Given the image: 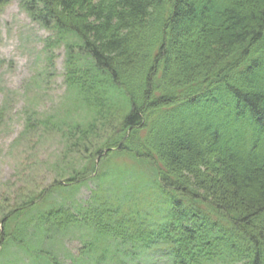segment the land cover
<instances>
[{"label": "trees", "instance_id": "trees-1", "mask_svg": "<svg viewBox=\"0 0 264 264\" xmlns=\"http://www.w3.org/2000/svg\"><path fill=\"white\" fill-rule=\"evenodd\" d=\"M19 1L50 32L46 46L64 50L67 107L52 130L89 163L66 180L57 172L38 203L18 198L0 220V251L15 242L13 217L34 210L25 231L89 229L83 257L107 237L124 247L109 258L116 264L160 251L167 264H264V0ZM81 114L88 119L72 118ZM119 155L134 167L113 184L128 197L139 182L141 207L113 195L104 208L89 198L90 213L44 209L54 192L113 177L100 159Z\"/></svg>", "mask_w": 264, "mask_h": 264}, {"label": "rangeland", "instance_id": "rangeland-1", "mask_svg": "<svg viewBox=\"0 0 264 264\" xmlns=\"http://www.w3.org/2000/svg\"><path fill=\"white\" fill-rule=\"evenodd\" d=\"M49 34L47 29L31 20L21 9L18 0H8L0 8V220L14 212L18 198H38L44 190L53 188V180L59 175L66 180L72 176L73 169L85 168L89 163L86 157L70 153L71 149L65 153L69 139L62 137V132L52 130V123L61 121V115L65 114L68 97H65L63 81L64 50L53 43L46 46L44 39ZM78 117L88 119L83 114L72 118L79 120ZM104 131L105 128L99 125L95 138L103 137L104 140L108 135ZM62 154H68L65 163L61 161ZM100 167L112 170L114 176H102V181L88 179L73 189L54 192L44 209L49 211L53 203L57 209L63 204L78 205L83 207L81 214L90 213L92 210L84 209L89 207V198L104 208L102 205L107 201L111 204L113 195L121 197L123 208L130 201H135L137 207L142 206L141 196L137 194L141 190L139 182L133 179L132 184H128L126 192H133L128 197L124 194L125 188L120 191L113 184L118 170L134 167L129 157L104 156L100 159ZM57 172L61 173L56 176ZM123 195L127 199H123ZM112 208L119 209L113 203ZM23 215L13 217L14 229L11 234L16 239L5 244L0 251V264H52L51 261L53 264H116L109 258L124 249L123 246L120 249L121 246L114 245L116 241L102 237L96 240L106 239L110 244L100 249L93 247L92 255L83 257L80 253L84 247L83 239H87L84 235H89V229L69 226L70 230L61 233L50 224H42L37 232H32L30 226L25 231V220L29 214ZM15 229L25 232V237L13 231ZM17 240L28 242L31 252L25 250V243L19 246ZM97 243L94 245L101 246ZM103 249H107L108 253L101 261ZM159 254L161 251L152 260H146L143 256L128 259L123 255L120 260L124 264H167V258L158 257ZM47 256H52V260Z\"/></svg>", "mask_w": 264, "mask_h": 264}, {"label": "bare ground", "instance_id": "bare-ground-1", "mask_svg": "<svg viewBox=\"0 0 264 264\" xmlns=\"http://www.w3.org/2000/svg\"><path fill=\"white\" fill-rule=\"evenodd\" d=\"M105 151V150H104ZM48 190H51V189H48ZM47 190V191H48ZM45 191V190H44ZM44 191H43V193H41V195H39V197L38 198H31V200H34L33 202H35V203H38L40 200H42V197H43V195H44ZM46 192V191H45ZM30 212V211H29ZM28 212V213H29ZM29 214H32V215H35V216H38L39 215V213H37V212H35L34 210L33 211H31V213H29Z\"/></svg>", "mask_w": 264, "mask_h": 264}]
</instances>
